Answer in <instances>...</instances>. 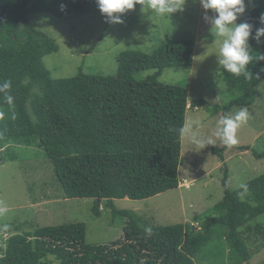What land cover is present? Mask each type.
I'll return each mask as SVG.
<instances>
[{"label": "trees", "instance_id": "trees-1", "mask_svg": "<svg viewBox=\"0 0 264 264\" xmlns=\"http://www.w3.org/2000/svg\"><path fill=\"white\" fill-rule=\"evenodd\" d=\"M121 1L10 0L0 30V148L9 146L3 155L17 160L20 148H42L54 166L63 199L98 198L96 215L105 200L115 216L128 220L124 236L110 243H88L83 221L14 234L0 264H52L54 259L59 264L249 263L261 247L252 249L240 228L264 213V174L232 190L226 172L224 196L210 210L212 215L198 217L203 219L200 229L185 222L148 224L114 201L148 199L180 184L187 112L201 102H189L184 83H166L159 77L165 69L192 66L195 38L163 42L153 53L124 50L112 75L81 67L74 76L56 78L44 61L59 50V43L33 24V14H83L97 4L109 27L114 5ZM242 31L247 37L245 54L225 63L229 69L237 66L232 75L238 95L223 107L224 114L234 105H252L257 85L264 81V0H257ZM146 70L153 73L137 78ZM223 121L226 143L214 148L222 159L223 150L233 146ZM255 229L256 237H264L261 222Z\"/></svg>", "mask_w": 264, "mask_h": 264}, {"label": "rangeland", "instance_id": "rangeland-1", "mask_svg": "<svg viewBox=\"0 0 264 264\" xmlns=\"http://www.w3.org/2000/svg\"><path fill=\"white\" fill-rule=\"evenodd\" d=\"M154 1L160 4L156 8ZM256 2L178 0L173 4L172 0H125L114 5L109 27L97 4L83 14L56 17L38 12L31 16L38 29L59 43V50L44 58L56 78L74 76L81 67L85 72L112 75L118 71V56L124 50L153 53L166 41L196 39L192 66L165 69L159 77L166 83H184L189 102H201L187 112L181 137L180 184L177 189L148 199H114L117 208L133 211L148 224L189 222L200 229L203 219L198 217L212 215L210 210L224 196L226 172L232 190L264 174V157L255 154L264 153V81L257 85L252 105H234L223 113L226 103L238 95L234 86L237 78L232 75L237 66L229 69L225 63L232 56L245 54L247 37L242 22ZM152 73L142 71L137 78ZM225 119L228 139L234 146L223 150L222 159L214 148L226 143ZM241 145L250 149L238 148ZM17 152L16 161L0 159V230L30 234L42 226L83 221L88 243H110L124 236L127 216H115L105 200L96 215L93 207L98 198H62L63 188L42 148L23 147ZM243 199L248 200V195ZM258 222L264 230V213L240 228L252 249L261 247L246 264H264V237L254 234ZM52 264L59 263L54 259Z\"/></svg>", "mask_w": 264, "mask_h": 264}, {"label": "clouds", "instance_id": "clouds-1", "mask_svg": "<svg viewBox=\"0 0 264 264\" xmlns=\"http://www.w3.org/2000/svg\"><path fill=\"white\" fill-rule=\"evenodd\" d=\"M247 43V41H246ZM234 146V145H233ZM232 146V147H233ZM8 145L0 148V159L2 162H6L7 160H11V159H7L4 155H3V152L5 150L8 149ZM264 157V156H263ZM11 161H16V160H11ZM182 165V164H181ZM185 223H189V222H185ZM193 225V224H192ZM6 234V235H4ZM14 234H17L15 232H9L8 230L6 229H1L0 230V239L2 240V243L3 245L0 247V259H2L3 257L6 256V251H7V247H8V241L10 240V238L14 235ZM6 236V238H5Z\"/></svg>", "mask_w": 264, "mask_h": 264}, {"label": "water", "instance_id": "water-1", "mask_svg": "<svg viewBox=\"0 0 264 264\" xmlns=\"http://www.w3.org/2000/svg\"><path fill=\"white\" fill-rule=\"evenodd\" d=\"M10 0H0V30L5 20V14L9 6Z\"/></svg>", "mask_w": 264, "mask_h": 264}, {"label": "built area", "instance_id": "built-area-1", "mask_svg": "<svg viewBox=\"0 0 264 264\" xmlns=\"http://www.w3.org/2000/svg\"><path fill=\"white\" fill-rule=\"evenodd\" d=\"M4 235H6V234H4ZM5 238H6V236H5ZM3 245V243H2V240L0 239V247Z\"/></svg>", "mask_w": 264, "mask_h": 264}]
</instances>
